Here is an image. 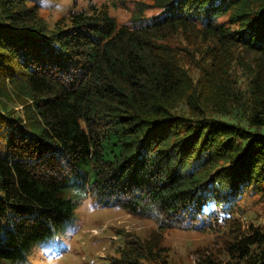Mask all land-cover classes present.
<instances>
[{
  "label": "trees",
  "instance_id": "1",
  "mask_svg": "<svg viewBox=\"0 0 264 264\" xmlns=\"http://www.w3.org/2000/svg\"><path fill=\"white\" fill-rule=\"evenodd\" d=\"M45 7L0 0V264L50 246L70 181L153 224L106 264H264V0Z\"/></svg>",
  "mask_w": 264,
  "mask_h": 264
},
{
  "label": "rangeland",
  "instance_id": "2",
  "mask_svg": "<svg viewBox=\"0 0 264 264\" xmlns=\"http://www.w3.org/2000/svg\"><path fill=\"white\" fill-rule=\"evenodd\" d=\"M114 0H45V12L50 23L66 15L69 9L80 11L90 7H100L104 3L112 6ZM113 8L111 7V10ZM114 10L116 14L120 13ZM17 109L20 110V107ZM64 197L70 200L74 211L71 220L60 229L50 241V246L32 249L22 260L11 264H106L109 253L122 245L120 230L125 232H143L152 227L143 219L125 212L115 205H103L89 195L88 189L81 183L68 182L62 188ZM258 211L257 223H264V212ZM242 219L244 225L256 224L252 209ZM260 215V216H259ZM199 237L194 234L174 232L167 236L173 255L194 262L193 250Z\"/></svg>",
  "mask_w": 264,
  "mask_h": 264
}]
</instances>
